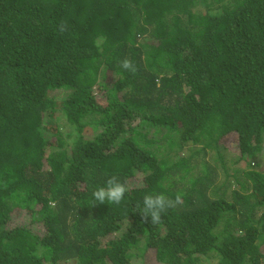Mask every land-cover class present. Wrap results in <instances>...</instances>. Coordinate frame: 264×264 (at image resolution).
<instances>
[{
  "label": "trees",
  "instance_id": "obj_1",
  "mask_svg": "<svg viewBox=\"0 0 264 264\" xmlns=\"http://www.w3.org/2000/svg\"><path fill=\"white\" fill-rule=\"evenodd\" d=\"M262 150L264 0H0V264H264Z\"/></svg>",
  "mask_w": 264,
  "mask_h": 264
},
{
  "label": "clouds",
  "instance_id": "obj_2",
  "mask_svg": "<svg viewBox=\"0 0 264 264\" xmlns=\"http://www.w3.org/2000/svg\"><path fill=\"white\" fill-rule=\"evenodd\" d=\"M59 30L61 33L67 30V25L61 23ZM119 66L124 70L135 73L137 71L136 66L130 59H123L119 61ZM128 187L125 183L120 182L117 176L113 175L106 180V186L99 187L92 192V204H120L124 199ZM182 199L178 194L175 198H170L164 194L146 195L143 198V206L138 207V212L141 215V220L144 223L150 225H157L161 222L162 214L168 209H174L181 205Z\"/></svg>",
  "mask_w": 264,
  "mask_h": 264
},
{
  "label": "rangeland",
  "instance_id": "obj_3",
  "mask_svg": "<svg viewBox=\"0 0 264 264\" xmlns=\"http://www.w3.org/2000/svg\"><path fill=\"white\" fill-rule=\"evenodd\" d=\"M101 78L104 81H106V82H111L114 77H113L112 74H110L108 72V73H106L104 75V77H101ZM52 93H53V95H59L60 94L59 90H53ZM62 120H63L62 117L57 118L55 121L54 120L52 121V125L55 126V125L61 124V126H60L61 129L60 130H62V132H66V131H68V129H66V127H64L62 125V123H63ZM235 137L236 136H235L234 133H230V134H228V136H226V135L225 136H222L218 141L220 142V144L222 146V151H223L225 157L226 158H230V162L236 160V162H234L235 165H233V167L242 169L245 166V163L246 162H244V161H242L241 159L238 158L240 153L237 150V144H236V138ZM187 148L188 147H185L183 150H186ZM249 161H250V166H252L253 169H258V170L264 172V150L261 151L260 155H258L256 157H253V158H250ZM230 172L233 173V171H230ZM231 173H229V174H231ZM223 178H224V176H223ZM238 178L241 181H246V180H244V176L241 173L238 174ZM221 180H222V178H219L218 179V181H220V182H221ZM142 182L143 181H142V174H141V172L140 171H136L133 176H131V177H129L127 179L126 184L129 187H132V186L140 185ZM16 212L17 211H15V213ZM20 222L21 223L25 222L24 216H22L19 220L17 219V221H14L13 222V225L15 223H20ZM41 230H42L41 228H38V229L35 228V231L36 232H41ZM213 260H215V259H213ZM147 262L150 263V264L153 263V258H149Z\"/></svg>",
  "mask_w": 264,
  "mask_h": 264
}]
</instances>
